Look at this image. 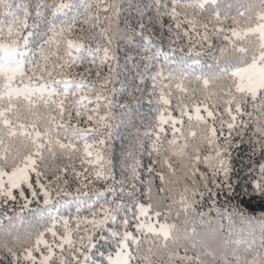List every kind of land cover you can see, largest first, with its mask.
<instances>
[{
	"label": "snow or ice",
	"instance_id": "1",
	"mask_svg": "<svg viewBox=\"0 0 264 264\" xmlns=\"http://www.w3.org/2000/svg\"><path fill=\"white\" fill-rule=\"evenodd\" d=\"M0 264H264V0H0Z\"/></svg>",
	"mask_w": 264,
	"mask_h": 264
},
{
	"label": "trees",
	"instance_id": "2",
	"mask_svg": "<svg viewBox=\"0 0 264 264\" xmlns=\"http://www.w3.org/2000/svg\"><path fill=\"white\" fill-rule=\"evenodd\" d=\"M90 3H96L97 0H89ZM146 3H151V0H144ZM31 23V20L29 21ZM79 27V25H77ZM195 39V37L193 38ZM174 41V42H173ZM153 45L156 48H159L161 52L167 56H169L171 59L179 60L182 56L187 54V49L189 47L188 39L181 37L177 38L175 33L172 34V36H169L167 33H165L164 37L162 39L155 38L152 41ZM93 47L95 45L93 44ZM181 49L184 51L182 52ZM200 49L197 48V51ZM120 55L119 59V64H123V56L122 52L118 53ZM161 62H163V57H161ZM208 62H211L210 60ZM88 65L85 64L83 67H80L79 65L75 68L72 69L73 74L75 75L76 73H84L85 68H87ZM167 67V65H166ZM105 75L107 74V69H104ZM79 78V77H77ZM92 79H95L93 76ZM131 77L129 76V80ZM124 81V74L122 73V70L120 68L116 69V79L114 81V86L116 89H120L122 86V82ZM148 87H151V81L148 82ZM139 95V93H137ZM148 97L145 95L143 97V103L144 106L140 109L142 112H148V104H147ZM94 107V105H92ZM150 130V129H148ZM144 129L141 130L143 132ZM245 143L241 144L238 148H234L232 150V156H233V169L235 175H233V180H236L237 176H243L244 173L246 172V165L248 164V153H249V148L247 145V137L244 138ZM109 147H110V152H111V157H112V164L114 166V172L117 180H120L122 177V172H123V165H124V155H125V150L128 147V133L127 132H121L120 135H117L113 139L109 140ZM151 141L144 140L143 141V147H140L138 152H137V158L141 159L143 164L147 165L148 164V156H147V151L146 149L150 147ZM147 175L145 174V179H147ZM98 186V185H97ZM75 185H73L71 191H74ZM239 191V189H237ZM18 195V193H17ZM26 195L31 199V194L30 192H26ZM235 202V201H234ZM23 203L22 200L18 199V204ZM261 201L259 198L253 199L250 203L248 201L247 197H244V205L245 207L250 208V213L252 208H255V210L258 212L260 210V205ZM45 206L43 204V198L42 196L39 197L38 200H33V202L29 205L28 209H25L26 216H31L34 214V212L39 211L41 209H44ZM19 210L18 205H17V211ZM203 211H207V205L202 209ZM87 214V213H84ZM5 224H7V221L5 220ZM197 232H204L207 228V224H201L199 221H197L195 225ZM257 228V239L259 237V226L256 225ZM103 250V249H101Z\"/></svg>",
	"mask_w": 264,
	"mask_h": 264
}]
</instances>
